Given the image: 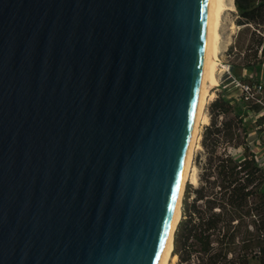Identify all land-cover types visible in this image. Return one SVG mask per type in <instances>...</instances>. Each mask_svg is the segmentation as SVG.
<instances>
[{"label":"water","instance_id":"obj_1","mask_svg":"<svg viewBox=\"0 0 264 264\" xmlns=\"http://www.w3.org/2000/svg\"><path fill=\"white\" fill-rule=\"evenodd\" d=\"M209 0H0V264H158Z\"/></svg>","mask_w":264,"mask_h":264},{"label":"trees","instance_id":"obj_2","mask_svg":"<svg viewBox=\"0 0 264 264\" xmlns=\"http://www.w3.org/2000/svg\"><path fill=\"white\" fill-rule=\"evenodd\" d=\"M234 2L244 31L264 26V0ZM255 43L256 57L264 39H253L247 49ZM245 56V66L256 63ZM263 108L242 93H219L210 103L198 184L186 187L174 236L178 264H264V165L258 158V149L264 150ZM229 147H241L243 157L236 158Z\"/></svg>","mask_w":264,"mask_h":264},{"label":"rangeland","instance_id":"obj_3","mask_svg":"<svg viewBox=\"0 0 264 264\" xmlns=\"http://www.w3.org/2000/svg\"><path fill=\"white\" fill-rule=\"evenodd\" d=\"M225 23L222 27L221 34H222V41L220 45V54L218 62L219 71L218 75V84L213 89L214 97H217L219 93H223L226 97H239L241 94V87L239 85L242 81H250L257 80L261 75L264 77V52H262V48L264 47V43L260 45V49L258 50L257 56L255 57V49L256 43L252 45V49H247L249 43H252L253 39L256 41L262 37L264 39V26L259 27V29L251 28V31H244L243 26L239 25L237 20L239 19L237 9L234 11H229L226 14ZM242 29V30H241ZM256 30V35L252 34V31ZM248 53V59L251 63L256 62L255 64H251L250 66H245L244 63L246 61L245 54ZM262 60V63L259 61ZM211 99L205 108V114L207 115L209 121L208 123H203L201 125L200 130V139L199 144L200 147L196 149L195 157H194V164L197 167V174L199 179L200 173V164L203 163L205 154L203 151L202 139L205 127L210 123V110L209 105L212 102ZM262 105V104H261ZM263 106V105H262ZM261 113H264V110H261ZM261 114H255L252 118H249L247 123L251 124L254 122ZM264 129V125H263ZM229 151L236 157L242 158L243 157V149L229 147ZM258 158L264 165V150L258 149ZM194 185L190 182V180L186 183L183 196H182V204H183V197L184 192L186 190L187 185ZM182 217V215H181ZM170 264H178V257L175 261L170 262ZM251 264H257V262L252 261Z\"/></svg>","mask_w":264,"mask_h":264},{"label":"bare ground","instance_id":"obj_4","mask_svg":"<svg viewBox=\"0 0 264 264\" xmlns=\"http://www.w3.org/2000/svg\"><path fill=\"white\" fill-rule=\"evenodd\" d=\"M236 10L234 0H209L208 1V15H207V31L205 54L203 63V72L201 79V87L199 100L197 105L196 116L193 124L192 134L189 141L181 183L173 216L171 220L170 229L159 258L158 264H170L178 257L173 253L174 250V236L178 223L182 215V194L186 183L190 180L193 184L198 183L197 167L194 164V157L196 149L200 147V130L203 123H208L209 119L205 114V108L208 102L213 99V89L218 84V62L220 54V45L222 41L221 30L225 23L226 14L229 11Z\"/></svg>","mask_w":264,"mask_h":264},{"label":"built area","instance_id":"obj_5","mask_svg":"<svg viewBox=\"0 0 264 264\" xmlns=\"http://www.w3.org/2000/svg\"><path fill=\"white\" fill-rule=\"evenodd\" d=\"M241 93L246 100L262 104L264 107V79L258 81H242L239 83ZM264 110V108H263Z\"/></svg>","mask_w":264,"mask_h":264},{"label":"crops","instance_id":"obj_6","mask_svg":"<svg viewBox=\"0 0 264 264\" xmlns=\"http://www.w3.org/2000/svg\"><path fill=\"white\" fill-rule=\"evenodd\" d=\"M260 78H263V75H261V76L259 77V79H260Z\"/></svg>","mask_w":264,"mask_h":264}]
</instances>
